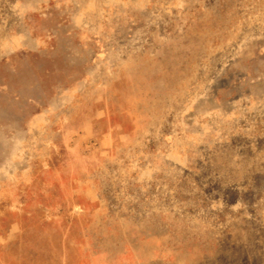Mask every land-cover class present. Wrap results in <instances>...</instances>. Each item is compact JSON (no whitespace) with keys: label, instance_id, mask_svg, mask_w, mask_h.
Returning a JSON list of instances; mask_svg holds the SVG:
<instances>
[{"label":"rangeland","instance_id":"rangeland-1","mask_svg":"<svg viewBox=\"0 0 264 264\" xmlns=\"http://www.w3.org/2000/svg\"><path fill=\"white\" fill-rule=\"evenodd\" d=\"M0 151V264H264V0H0Z\"/></svg>","mask_w":264,"mask_h":264},{"label":"crops","instance_id":"crops-1","mask_svg":"<svg viewBox=\"0 0 264 264\" xmlns=\"http://www.w3.org/2000/svg\"><path fill=\"white\" fill-rule=\"evenodd\" d=\"M20 92L21 95H14V97L12 96V98L10 99V102L14 104V112L13 114L15 116H21L22 115V103L27 104V103H33V104H38V99H32V97L29 96V93L23 90H14V92ZM8 133H12V130H8ZM14 156V151H0V164L4 161V160H8L11 157Z\"/></svg>","mask_w":264,"mask_h":264}]
</instances>
